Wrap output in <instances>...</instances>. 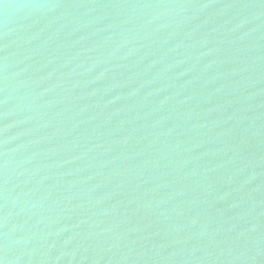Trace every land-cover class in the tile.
I'll list each match as a JSON object with an SVG mask.
<instances>
[{
  "label": "water",
  "instance_id": "obj_1",
  "mask_svg": "<svg viewBox=\"0 0 264 264\" xmlns=\"http://www.w3.org/2000/svg\"><path fill=\"white\" fill-rule=\"evenodd\" d=\"M2 264H264V0H0Z\"/></svg>",
  "mask_w": 264,
  "mask_h": 264
},
{
  "label": "snow or ice",
  "instance_id": "obj_2",
  "mask_svg": "<svg viewBox=\"0 0 264 264\" xmlns=\"http://www.w3.org/2000/svg\"><path fill=\"white\" fill-rule=\"evenodd\" d=\"M0 264H2V262H0Z\"/></svg>",
  "mask_w": 264,
  "mask_h": 264
}]
</instances>
